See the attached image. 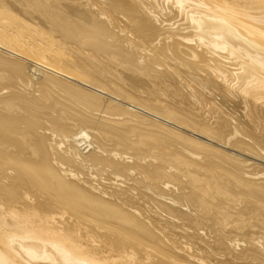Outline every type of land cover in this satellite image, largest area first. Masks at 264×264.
<instances>
[{
	"label": "bare ground",
	"instance_id": "obj_1",
	"mask_svg": "<svg viewBox=\"0 0 264 264\" xmlns=\"http://www.w3.org/2000/svg\"><path fill=\"white\" fill-rule=\"evenodd\" d=\"M0 264H264V0H0Z\"/></svg>",
	"mask_w": 264,
	"mask_h": 264
},
{
	"label": "rangeland",
	"instance_id": "obj_2",
	"mask_svg": "<svg viewBox=\"0 0 264 264\" xmlns=\"http://www.w3.org/2000/svg\"><path fill=\"white\" fill-rule=\"evenodd\" d=\"M216 96L218 97V96H220V92L218 91V92H216ZM220 98H221V96H220ZM217 100V102H219L220 103V101L218 100V99H216ZM234 100V99H233ZM231 101V98H230V100L228 101V105H227V103H225V104H223V103H221L222 104V107H223V109H225V110H227V111H229L230 110V112L231 111H233L234 112V114H232V115H235L234 117L235 118H238V117H236L237 115L236 114H238L239 112V110H238V108H236V107H234V105L232 104V101ZM222 102V101H221ZM229 103H230V105H229ZM232 105H233V107H234V109H233V107H232ZM236 108V109H235ZM238 110V111H237ZM233 112H231V113H233ZM237 112V113H236ZM240 114V113H239ZM239 116V115H238ZM80 136V135H79ZM78 136V137H79ZM84 136V138H86V140L84 139V138H82ZM83 136H80L79 137V141H78V146H79V149H80V151L81 152H84V153H88V151H90V148L91 147H89V146H87L86 147V145H88L87 143H85L84 141H88V139H87V137H85L86 135H83ZM82 142H81V141ZM84 140V141H83ZM80 142V143H79ZM83 143V144H82ZM85 143V144H84ZM80 144V145H79ZM81 144H82V146H81ZM80 146L82 147V148H80ZM87 149H88V151H87Z\"/></svg>",
	"mask_w": 264,
	"mask_h": 264
}]
</instances>
